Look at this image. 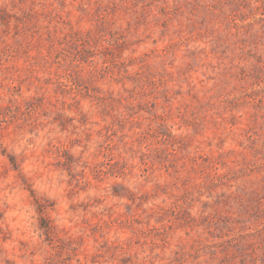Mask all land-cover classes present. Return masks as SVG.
Returning <instances> with one entry per match:
<instances>
[{"label":"rangeland","instance_id":"1","mask_svg":"<svg viewBox=\"0 0 264 264\" xmlns=\"http://www.w3.org/2000/svg\"><path fill=\"white\" fill-rule=\"evenodd\" d=\"M0 264H264V0H0Z\"/></svg>","mask_w":264,"mask_h":264}]
</instances>
